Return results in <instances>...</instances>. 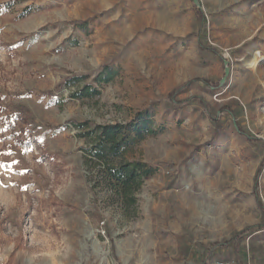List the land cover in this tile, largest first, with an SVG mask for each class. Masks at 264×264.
Masks as SVG:
<instances>
[{"label":"rangeland","instance_id":"obj_1","mask_svg":"<svg viewBox=\"0 0 264 264\" xmlns=\"http://www.w3.org/2000/svg\"><path fill=\"white\" fill-rule=\"evenodd\" d=\"M263 58L264 0H0V264H264Z\"/></svg>","mask_w":264,"mask_h":264},{"label":"trees","instance_id":"obj_2","mask_svg":"<svg viewBox=\"0 0 264 264\" xmlns=\"http://www.w3.org/2000/svg\"><path fill=\"white\" fill-rule=\"evenodd\" d=\"M80 77L73 78L72 80L65 81L64 84H70L76 82ZM62 85H58L57 88L60 89ZM81 91L77 94H74L72 97L74 98H83L90 95H98V92L93 91L90 94L87 92ZM80 127V126H77ZM99 129V147L97 152L94 154L100 163L104 167V175L109 184L110 190L119 196V198L126 199L128 196H131L138 188L140 187L141 180L143 178L148 177L151 174V170L147 169L145 165L140 163L135 164H123L119 166H109L105 163V149L104 147L107 145V151L111 153H116L120 146L123 144L125 139H130L129 137H133L132 139L137 141L144 140L146 136L150 134H155L152 130H148L145 127L133 130L132 133L129 132L127 138L121 140L124 137L122 134L124 132V126H106L100 127ZM132 135V136H131ZM121 140V141H120ZM130 141V140H129ZM132 203L135 202L133 199L130 200Z\"/></svg>","mask_w":264,"mask_h":264},{"label":"bare ground","instance_id":"obj_3","mask_svg":"<svg viewBox=\"0 0 264 264\" xmlns=\"http://www.w3.org/2000/svg\"><path fill=\"white\" fill-rule=\"evenodd\" d=\"M258 56H259L258 52H256L255 54H253L251 56V59L249 60V63L247 64V66L249 68H253L254 69L256 67L257 63L259 62L258 61ZM263 60H264V58H263Z\"/></svg>","mask_w":264,"mask_h":264}]
</instances>
